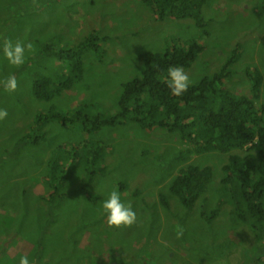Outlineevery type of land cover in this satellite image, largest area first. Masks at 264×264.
Segmentation results:
<instances>
[{
    "label": "rangeland",
    "instance_id": "1",
    "mask_svg": "<svg viewBox=\"0 0 264 264\" xmlns=\"http://www.w3.org/2000/svg\"><path fill=\"white\" fill-rule=\"evenodd\" d=\"M94 1L96 5H92L91 0H44L46 8H42L43 19L35 20L28 16L27 12L26 16L23 11L37 8L40 0H0V80L14 74L18 81L17 89L11 93L0 86V108L7 109L9 113L7 118L0 120V134L10 137L15 136L12 133L16 131L22 132L20 127H15L13 116L10 115L14 109L28 111L29 114L38 109L46 111L51 102L66 112L86 107L85 113L91 115L98 112L116 113L120 109L123 84L142 72L143 64L138 58L140 52H163L169 49L178 37L192 39L199 36L206 39L201 36V30L196 26L193 31L190 30L191 27L187 24L195 25L193 20L160 21L141 0ZM244 1L247 6L248 2L252 6L258 0ZM205 13L207 18H215L209 22V27L217 37H224L222 30L226 29V25L234 28L237 25L238 30L246 29L244 37L237 34L228 44L232 49L238 42L243 43V48L250 53H245V58L246 55L251 56L252 45L247 43V12L241 5L237 7L231 0H209L205 5ZM243 19L244 24L239 22ZM94 27L102 34L110 36L106 42H101L107 55L101 62L98 52L93 48H83V77L77 78L67 65L60 63L61 66L56 67L57 55L53 57V53L42 51V47L46 48L47 44L53 46L54 51L57 48L82 44ZM8 41L13 44H33L34 51H26L23 65L15 67L9 64L3 52ZM252 56L256 57V64H261L256 53ZM225 59L209 63H206L208 60L202 55L193 59L192 69L186 72L191 83L219 71ZM234 69V77L226 83L229 90H237V83H242L238 63L234 65ZM35 73H48L47 76L54 86H58L63 74H67L73 79L74 86L51 102L43 101L34 93ZM242 88H245L244 84ZM262 99L264 100V96ZM26 120L27 125H34L30 116H27ZM53 122L50 126L46 124L43 129L49 135L50 141L42 144L41 155L45 161L46 153L50 149L55 153V171L53 168L47 171L53 174L51 183L57 185L54 190L64 195L65 202L61 201V205L57 207L58 219L61 222L73 219L87 224H78V227L71 229L77 251L83 250L86 257L82 261L75 260V255L71 257V261L62 257L52 259L51 252H48L46 257L39 258L44 256L42 249L51 245L52 236L42 237V229L36 223V215L14 201L20 212L24 210L23 213L27 217H20L18 222L13 224L14 227H11V219L6 216L5 210L3 211L4 217H0V264H19L23 255L33 256L29 259L31 264H92L95 259L100 261V264H160L159 258L162 264H264V222L259 228H253L251 221H241L234 217L231 219V225L229 224L233 227L230 231L228 224L224 223L229 211L228 201L224 203L221 215L214 224H206V215H201L202 201H198L192 214L188 215L179 199L171 194V205L175 208L173 211H177L187 225H179L175 213L160 205L159 193L167 188L181 168L188 165L187 161L177 158L182 145L174 139L164 137L178 136L180 133L169 132L161 127L150 131L133 121L102 127L93 134H82L83 126L75 123L63 133L60 123ZM78 139L81 146L76 149L72 145L69 150L72 156H68L67 145L75 144L72 141ZM0 140V152L7 157L4 167L0 168V198L6 197L4 199L8 203L7 192L11 187L8 174L13 173L10 155L12 150H7L4 138L0 137ZM222 157V152L204 151L190 159L203 166L212 165L216 172L211 196L212 208L216 207L213 196L216 186L219 187L218 200L222 202L225 196L220 190L222 182L215 181L222 175ZM30 158L38 159V156ZM87 174L99 176L98 184L105 194L100 190H96V195L91 193V184L95 177L85 182V189L83 188ZM122 180L128 184L127 190L124 194L120 193V188L117 191L122 202L131 203L136 212V222L131 226L109 227L103 208L96 209L92 203H102L110 192L115 190L113 186L119 185ZM46 183L30 186L37 188ZM135 189L142 191L140 197L147 198L148 207L142 204L145 198H140L135 193L134 197L132 196ZM80 190L87 198L86 204L83 202L84 195L79 196ZM21 203L25 204L24 201ZM33 205L34 212H43L41 202ZM39 224H43L40 219ZM54 224L57 230H63L58 223ZM183 226L188 227V234L178 237L177 232ZM19 228L23 229L28 242L23 241L17 248L18 257H12L8 248L19 245ZM51 230L56 228L51 227ZM247 232L255 236L254 241L250 235H245ZM78 233L80 235H77ZM258 234L261 237H258ZM119 236L133 240L124 243L123 250H115L117 245L121 246ZM246 236L248 241L244 242ZM98 240L102 241L100 245ZM97 246L101 248L100 252H97ZM34 248L39 250L33 251ZM71 250L75 252L74 249ZM164 256L168 258L165 263Z\"/></svg>",
    "mask_w": 264,
    "mask_h": 264
},
{
    "label": "trees",
    "instance_id": "2",
    "mask_svg": "<svg viewBox=\"0 0 264 264\" xmlns=\"http://www.w3.org/2000/svg\"><path fill=\"white\" fill-rule=\"evenodd\" d=\"M147 4L153 15H156L160 21L168 19H190L195 22L187 24L193 31L195 26L201 30V38H176L171 43V47L163 52L145 50L138 54L139 61L143 64L142 72L139 76L123 84V93L120 99V109L116 113L98 112L95 114L85 113L86 107L74 109L66 112L60 110L51 101L74 86L73 79L63 74V78L58 86H54L48 73L45 75L35 73L34 81L35 96L41 100L51 102L47 104L48 109L35 112L32 117L34 125H27V122L21 124L22 132L15 138L10 136L5 138L9 142V150H12L11 157L17 154L22 148H34L42 146L43 143L50 141L49 135L44 127L57 121L60 123V130L66 133L75 123L83 126L82 134H93L106 126H117L127 124L130 121L137 123L144 129L154 130L156 127L166 128L169 132H178L180 135L167 137L179 142L182 147L177 158L188 162V165L181 168L176 177L168 184L167 188L159 193V203L168 211H173L171 205V194L179 199V202L191 215L193 208L198 201H202L201 215H206V224H214L220 217L222 208L226 201L228 204V215L224 223L228 224L232 231L231 219L234 217L241 221H251L253 228H259L264 222V0H258L251 6L244 0H231L239 7L240 5L247 12V32L248 42L252 45L251 56L245 58L248 50L243 48V43L238 42L230 49V42L234 36L240 34L244 37L245 30H238L236 27H228L222 30V38L217 37L209 27V22L215 18H207L205 5L209 0H141ZM92 5H96L91 0ZM46 6L44 0H40L37 8H29L23 11L28 16L37 20L43 19L42 8ZM46 8V7H45ZM48 12V7H47ZM22 14V10L20 12ZM26 14V13H25ZM27 16V14H26ZM16 20H18L16 18ZM244 24V19L239 21ZM93 26V24H92ZM110 36L104 35L94 27L89 33L87 40L82 44H76L70 48H57L46 45L42 47L43 52H50L55 59L56 67L60 63L69 66L76 74L77 78L83 77V68L85 59L83 48H93L98 52L101 62L106 58L107 52L101 43L106 42ZM228 39V41H227ZM257 54L261 64H256L252 56ZM250 54V53H249ZM202 55L208 61L206 63L226 58L222 62L219 71L212 75H206L198 80L192 81L186 92L181 96L172 94L167 86L168 68L170 66L183 67L184 70L192 69V60ZM238 63V73L242 83H237V90H229L227 82L234 77V65ZM41 71V70H40ZM39 77V78H38ZM244 84L245 88H242ZM259 97V98H258ZM54 105V107H53ZM19 109H14L10 115H14ZM9 114V113H8ZM2 121V120H1ZM15 124V120H13ZM47 138V139H46ZM75 144L67 145V154L73 145L76 149L81 146L80 140L72 141ZM222 152V175L215 181H221L223 186L221 191L225 194L223 201L219 199V187L216 186L213 191L216 207L211 206V196L214 187L213 181L216 175L212 165H200L198 162L190 161L191 157L204 151ZM51 169L55 171L53 162L55 153L50 149ZM42 155L39 163L42 160ZM7 157L3 156L2 161ZM23 171H27L30 164H19ZM90 169L88 170V173ZM16 177L15 174H8ZM53 174H50V182ZM96 178L91 187L98 184L99 176L87 174L83 181L85 182ZM49 173L40 182H47ZM24 181L12 179L10 181L13 188L19 186L30 187V184L37 182L30 178ZM50 193L43 198L46 210L39 212L47 216L48 223H58L59 227H78L82 221L73 219L61 222L57 217V207L63 201L64 195L58 190H54L57 185H52ZM116 191L126 192L127 185L115 184ZM93 189V188H92ZM103 192V191H102ZM142 191L136 189L132 196L138 195ZM93 195L98 192L91 191ZM104 193V192H103ZM84 195V204L87 202L85 194L80 190L79 196ZM230 196V197H229ZM145 198V197H140ZM23 201L25 204H31L29 191L27 190ZM96 201V200H94ZM9 200V203L16 208V204ZM143 205L148 207L147 198ZM27 208V207H26ZM28 209V208H27ZM179 225H187L177 211H173ZM6 216L11 219L14 216L9 208L5 209ZM89 223V222H88ZM79 224V225H78ZM230 224V225H229ZM183 235L188 234V227L181 228ZM180 230V231H181ZM218 235V232L215 233ZM235 234V233H234ZM254 241L255 236L249 234ZM77 235H80L79 233ZM182 235V236H183ZM126 237V236H125ZM258 237H261L258 234ZM133 240V239H128ZM246 236L243 241H248ZM201 239V237L199 238ZM217 245L218 243L215 242ZM168 260L164 256V263ZM189 262H191L189 260ZM158 263L162 264L160 258ZM192 264V263H189Z\"/></svg>",
    "mask_w": 264,
    "mask_h": 264
},
{
    "label": "crops",
    "instance_id": "3",
    "mask_svg": "<svg viewBox=\"0 0 264 264\" xmlns=\"http://www.w3.org/2000/svg\"><path fill=\"white\" fill-rule=\"evenodd\" d=\"M39 110H41V109H38L37 111H39ZM37 111H33V112H31L29 114L28 111H21L20 109L17 110V112L14 113V115H13V120H15V127H20L21 128V124L27 122L26 117L30 116L32 118L33 115L35 114V112H37ZM12 134L15 135L14 137L16 138L20 134V131H16V133H12ZM0 137L4 138V139L5 138H9V137H7V134L6 135L0 134ZM0 141L2 142V140H0ZM1 142H0V147H1V144H2ZM9 142H7V150H9ZM3 156H4L3 153L0 152V168H3L4 165H5V162H6V161H4V162L2 161V157ZM35 156H38V159H31L30 158V157L34 158ZM11 158H12V170H13L12 174H14V171L16 170V167L19 164L27 163V164L34 165L40 160V158H41V146L38 145L37 147H34V148H22L17 154H14ZM41 169H43V168L41 167ZM41 169L38 172H33V173L29 174V176H28L29 178L34 179L37 182L36 184L41 183L40 180L45 178L46 174H44V175L40 174ZM15 175H16L15 178L13 176H10V178H11L10 181L12 179L18 180V181H24V180H26L25 178H27L25 176H21L20 174H15ZM36 184H30V185H36ZM50 184H51V182H50V174H49V178H48V181H47L46 185L40 186V187H37V188L33 187V186H30V187L19 186L17 188H13L11 186V187L8 188V192H7L8 196L7 197H9L10 201L14 200V201L19 202L20 206L27 207L28 211H31V212H33L36 215V217L38 218L36 223L42 229V233H43L42 237H48V235L52 236L51 245L47 246L44 249H42V251L44 252V256H40L39 258L46 257L47 253L51 252L52 259H54L56 257H62V258H66L69 261H71V257L73 255H75V257H76L75 260L82 261L86 257V255H84L83 250L82 251H77V247L75 246L74 238H73L72 232H71L72 226L71 227H66L62 231L57 230V226L54 223H50V224L48 223V221H47V216L48 215L47 214L44 215V219H42L43 215L41 213H39V212H34L33 210H31L30 209L31 205L22 204L21 203V201H23V197H24L26 191L28 190L29 191V196H30V199H31V202H32L31 204H33V203L36 204L37 202H41L43 207H44V210H46V205L43 202V198L45 196H47L50 193V191L52 190V187H51ZM1 189L2 188L0 187V190ZM99 190L103 191V188L100 186ZM4 198H6V197L2 196L0 198V217H4L3 211L5 209L9 208L11 210L12 214L14 215L11 218V225L10 226L14 227L13 224L17 223L20 217H22V216L23 217H27V215L23 213L24 210H22V213H21L19 209H16L12 205V203H9V202L7 203ZM92 205L95 206L96 209H101V207H102V203H100V204L97 203L95 205L94 202H93ZM39 219L43 221L42 225L39 224ZM94 225H95V227L97 226L96 224H94ZM51 227L56 228V230H51ZM19 237L21 239L19 245L12 246L14 248L15 253H17V248H18V246L21 245L22 241L28 242V240H27L22 228H19ZM54 237H56V238H54ZM118 239L121 242V246L117 245L116 249L115 248L114 249L115 250H118V249L123 250L124 243L129 242V241H127V238L125 236H119ZM94 241H95V239H94ZM101 243H102V241L98 240V245H100ZM67 247H69L71 249H74L76 253L74 251H72L71 249L67 248ZM97 247H98L97 248V252H100L101 248L99 246H97ZM9 248H8V251H9ZM38 250H39L38 248H34L33 249V251H38ZM115 250H114V252H115ZM9 253H10V251H9ZM31 257H33V256H31ZM92 264H100V261L95 259L92 262Z\"/></svg>",
    "mask_w": 264,
    "mask_h": 264
},
{
    "label": "clouds",
    "instance_id": "4",
    "mask_svg": "<svg viewBox=\"0 0 264 264\" xmlns=\"http://www.w3.org/2000/svg\"><path fill=\"white\" fill-rule=\"evenodd\" d=\"M26 51H34V46L31 42H28L27 44H22L20 42L13 44L11 41H8L6 42L3 48L4 55L7 58L9 64L15 67H19L24 64L26 58ZM190 83V77L185 72L183 67L170 66L168 68L167 86L171 89L173 95L181 96L184 92L188 90ZM0 86H2L6 92H14L18 87V81L16 76L14 74H9L3 80H0ZM7 116V109L0 108V120L7 118ZM36 164H38L39 171L41 169V165L39 162H37ZM42 170L43 169H41V171ZM14 174H20L21 176L29 178V172L23 171L19 165L16 167ZM121 184L128 185L123 182V180L120 181L119 185ZM99 187V184H95L92 188L93 190H99ZM135 190H133L132 192H135ZM120 193L124 194L125 192L120 191ZM120 193L115 189L111 191L108 197L102 202V208L107 214L106 222L109 227L120 228L122 226H131L136 222V212L133 210L131 203L125 204L124 202H122ZM182 235V230L177 232L178 237ZM9 251V254L12 257H18V254L15 253L13 247H10ZM31 256H21L19 264H31L29 260L32 258Z\"/></svg>",
    "mask_w": 264,
    "mask_h": 264
},
{
    "label": "water",
    "instance_id": "5",
    "mask_svg": "<svg viewBox=\"0 0 264 264\" xmlns=\"http://www.w3.org/2000/svg\"><path fill=\"white\" fill-rule=\"evenodd\" d=\"M215 152H216V150H215ZM49 160H50V154L49 153H46L45 161L42 158V160L40 162V165L43 168V170L40 171V174L41 175H44V174L48 173L47 169L48 170L51 169V163H50ZM27 171L29 172V174H31L33 172H38V164H34V165L30 164V166H29V168H28Z\"/></svg>",
    "mask_w": 264,
    "mask_h": 264
}]
</instances>
